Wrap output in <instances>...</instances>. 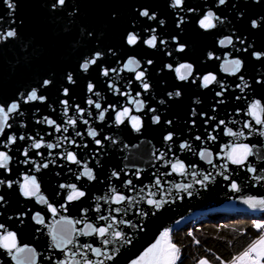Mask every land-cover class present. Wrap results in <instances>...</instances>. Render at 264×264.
Segmentation results:
<instances>
[{"label": "water", "instance_id": "obj_1", "mask_svg": "<svg viewBox=\"0 0 264 264\" xmlns=\"http://www.w3.org/2000/svg\"><path fill=\"white\" fill-rule=\"evenodd\" d=\"M12 2L14 11L0 0V106L7 111L18 103L19 109L9 113L11 127L0 132V152L11 157L7 169L0 168V180L5 181L0 184V235L15 233L17 247H0V264H133L166 229L173 233L208 214L264 213V207L244 202L264 199V124L249 115L259 102L256 113L264 120V0H226L223 5L219 0H184L177 7H172L174 0H66L62 6L57 0ZM144 10L156 19L142 16ZM209 11L219 20L205 30L199 21ZM13 29L17 35L7 37ZM129 34L137 35L136 45L127 43ZM153 35L155 48L145 43ZM228 38L232 44L222 46L220 41ZM181 45L184 51H179ZM96 53L100 59L85 72L82 64ZM129 59L141 66H129ZM237 59L242 66L232 74L229 61ZM182 64L193 68L184 81L175 71ZM105 69L108 76L103 75ZM145 69L148 91L135 79ZM69 73L74 83L68 82ZM209 74L216 81L205 88L202 80ZM33 89L45 97L43 102H25ZM89 99L101 108L89 105ZM130 101H143V107L137 110ZM125 108L141 119L139 132L127 117L123 124L116 123L117 113ZM101 112L103 121L98 118ZM46 118L55 123L48 124ZM90 129L98 133L95 139ZM229 129L237 135L229 136ZM168 134L171 141L165 139ZM37 142L39 149L33 147ZM236 145L253 150L243 165L228 159ZM201 152L211 155L201 157ZM68 153L80 163L68 160ZM177 162L185 165L184 175L172 171ZM37 164L48 167L36 171ZM85 164L94 180L81 175ZM25 176L36 178L55 214L37 197L22 195ZM204 176L210 180L198 183ZM233 182L239 191L231 188ZM61 185H76L85 195L69 201L72 189ZM187 185L191 187L182 190ZM116 195L126 199L117 204ZM149 199L167 203L157 210ZM37 214L43 223L37 222ZM109 224L105 237L88 227ZM116 231L130 243L115 238ZM109 255L113 259H107ZM166 255L162 246L157 256Z\"/></svg>", "mask_w": 264, "mask_h": 264}, {"label": "snow or ice", "instance_id": "obj_2", "mask_svg": "<svg viewBox=\"0 0 264 264\" xmlns=\"http://www.w3.org/2000/svg\"><path fill=\"white\" fill-rule=\"evenodd\" d=\"M66 2V0H57V3L59 5H64ZM184 0H174L172 7H177V6H182L183 5ZM5 3L7 4V7L9 9H12L13 11L15 10V4L12 2V0H5ZM226 3V0H219V4L223 5ZM142 16L144 17H148L151 20H155L156 16L155 15H150V13L147 10H144L140 13ZM214 20H219V17H216L215 14L211 11H209L207 13V15L201 19L199 21V26L202 29L205 30H209V29H213L216 27V23H214ZM161 24H163V21H160ZM181 23H183V20H181ZM253 27H257V24L255 21H253ZM7 37L9 38H13L17 35L16 31L10 30L7 32ZM127 43L129 45H136L138 43V37L135 34H129L127 37ZM149 47L151 48H155L157 46V37L155 35H153L150 39H148L145 42ZM161 43H166V41H161ZM220 44L223 46L225 44H232V40L231 38H228L227 40H221ZM184 47L181 45L179 47V51H184ZM211 55V54H210ZM257 58H260V54L256 53L255 54ZM101 57L100 53H96L95 57L92 59H89L87 61H85L82 64V69L86 72L89 70L90 65H95L97 63V60H99ZM152 61H148V64H151ZM127 64L129 66H135L136 68H139L140 65V61L136 60V59H129L127 61ZM229 66L231 68V72L232 74H235L237 72L240 71L241 66H242V62L240 60H231L229 61ZM169 67H171V65H169ZM130 70H134V69H130ZM225 70H228V67H226ZM113 72H115L116 70L113 69ZM147 69H145L144 71H139L136 73L135 79L136 80H140L142 81V87L144 89V91H148L149 89V84L146 81L145 78V73H146ZM176 73L178 74V78L181 81L187 80L193 72V68L192 65L190 64H182L180 65V67L175 69ZM103 75L104 76H108L109 75V71L107 69H105L103 71ZM68 82L69 83H74L75 81L73 80L72 75L69 73L67 76ZM241 79H243L241 77ZM216 81V77L214 75H207L203 77L202 80V86L207 88L210 84H212L213 82ZM195 82V81H193ZM50 83V81L46 80L44 81L45 85H48ZM94 86L90 83L88 85V90L89 92L93 91ZM64 95H68V89H64ZM96 95H99V93H96ZM139 95V93L137 94ZM169 95H172V93H170ZM181 95V93L179 91L175 92V96L179 97ZM217 95H222V93H217ZM23 98V96H22ZM36 100H40V101H44L45 97L42 96H38L37 90L33 89L30 94L27 96L25 102L27 103L28 101H36ZM62 103L65 105V112L67 113V107H68V101H62ZM130 103H136L138 105L137 110H140V108L143 107V101H130ZM88 104L89 105H93L95 106V108L100 109L101 105L99 103L94 102L92 99L88 100ZM260 108L259 102H256L255 104H253L251 106V109L249 111V115H252L257 124H264V120H262L256 113V110ZM19 109V104L18 103H12L10 105V107L7 109V111L5 110V108L3 106H0V117H2V122H0V132L3 131V128L5 126L7 127H11V125H9L7 123L8 121V116L9 113L14 112L16 110ZM81 114L83 112V110H80ZM130 109L125 108L123 111L118 112L115 120L117 124H123L124 123V118L127 117L130 119L131 121V125L133 127V129L136 132H139L141 130L142 127V121L139 117L137 116H131L130 115ZM151 111H155V109H152ZM99 120L103 121L104 120V113L101 112L99 115ZM153 121L155 123H160V117L159 116H154L153 117ZM46 122L50 125L54 124L55 122L52 120H48L46 118ZM69 123L75 124V120H70ZM84 123H88L87 120L84 121ZM168 123H171V121H168ZM223 123V122H221ZM245 127H250V125L246 124ZM57 131H60L59 126L56 127ZM65 131H67V129H65ZM89 136H91L93 139L96 138V136L98 135V133L94 130V129H90L88 132ZM227 134L229 136H236L237 133L233 132L231 129L228 130ZM79 135V133H78ZM239 135H243V132L239 133ZM262 135H264V133H262ZM21 140L24 139L23 136L20 137ZM107 139H111V137H108ZM166 140L171 141L173 139L172 134H168L165 137ZM197 139H200V137H197ZM212 139H215V137H212ZM10 141L12 143H15L16 141V137L12 136L10 137ZM97 145L101 144L100 140H96L95 141ZM41 143L37 142L33 145L34 148L39 149L41 147ZM49 148L54 147L53 145H48ZM182 147L187 148L188 145H182ZM253 154V150L251 147H249L248 145H236L235 147L232 148V154L229 155L228 159L231 161L232 164H237V165H243L248 156H251ZM25 156H27V151H25L24 153ZM201 157H205L206 155L210 156V153H205V152H201L200 153ZM68 160H70L72 163L75 164H79L80 161L77 160V157L74 153H68L67 157ZM11 157L4 152H0V168H4L7 169L8 167V163L10 161ZM161 159H163V155H161ZM209 163H211V160L208 161ZM47 168L48 164H43L42 166L37 164L36 165V171H39L40 168ZM172 171L173 172H178L181 175H184L187 171V169L185 168V165L181 162H177L172 164ZM225 170L227 169V165H224ZM250 171H255V169H249ZM221 175H223V173H220ZM83 176H86L89 180H94L95 179V175L93 173V171L91 169L88 168L87 164L84 165V171L82 172ZM113 175H116V173H113ZM79 178V176L77 177ZM225 179H229L228 176H224ZM210 177L209 176H204L203 181H198V183H203L204 181H209ZM5 181L0 180V184H4ZM129 184H131V181H128ZM156 184L159 185L160 181L159 179H157ZM8 187H12V183L8 182ZM62 188L64 187H69L72 189L71 193L68 195L67 199L69 201H72L74 199H79L81 197H83L85 195V193L83 191H78L76 188V185H61ZM191 185H187L184 189V191H187V188H190ZM231 188L234 191H239L240 188L239 186L233 182L231 184ZM114 191V190H113ZM21 192L22 195H24L26 198H31V197H37L38 202H42L45 204H48L47 199L40 194V186L36 180V178L34 176L29 177V176H25L24 177V183L21 184ZM188 195H191V193L189 192ZM126 198L122 195H116L115 196V202L117 204L122 203ZM4 200V198L2 196H0V203H2ZM246 204H249L251 207L255 208L257 206H262L264 207V199L261 200H254V199H247L244 201ZM147 203L149 205H152L155 209L160 210L163 206V204L167 203L166 200H153V199H149L147 201ZM49 209L55 214L56 213V209L52 207L51 204H48ZM99 210V209H97ZM117 212H119V209H116ZM143 215H147L146 213H144ZM153 215H155V212L153 213ZM100 219H106L105 217H100ZM37 222L38 223H43V218L39 217V214H37ZM88 227L91 229L92 232L97 233L100 237H105L106 235H108L109 233V229L112 228V224H109L107 227H100V228H94L92 225H88ZM255 227L257 229H262L264 228V224L262 223H257L255 225ZM0 228H3V225H0ZM90 234V233H87ZM115 238L117 239H123L125 240L126 243H130V239H126L124 237V235L120 232V231H116L114 233ZM53 239H56V236L53 235ZM67 242H71V240L69 239ZM105 244H108L109 241L108 240H104ZM196 243H199V241H196ZM162 246H166L167 248V255L163 258H160L157 256V253L159 252V250L162 248ZM0 247H4L5 249H8L9 251H11L12 249L17 247L16 244V235L13 232H7V234L5 235H0ZM24 249H20V251H23ZM93 251L97 254L100 255L101 254V250L100 249H93ZM252 253H256L257 258H252ZM245 258H247V264H261V261L264 260V234H262L260 236V238L255 241L247 251H245L241 257H237L236 261H244ZM107 259L111 260L113 259L112 256H107ZM180 259V249L177 247V245L175 243L172 242L171 239V230L170 229H166L160 236L159 240L156 241L155 244H153L149 249H147V251L144 252V254L139 258V260H136L133 262V264H177V262ZM236 261H233V264H236ZM101 264H103V261H101ZM200 264H208V262L206 260H201Z\"/></svg>", "mask_w": 264, "mask_h": 264}, {"label": "trees", "instance_id": "obj_3", "mask_svg": "<svg viewBox=\"0 0 264 264\" xmlns=\"http://www.w3.org/2000/svg\"><path fill=\"white\" fill-rule=\"evenodd\" d=\"M257 223L264 224V213L228 211L187 223L171 234L180 249L177 264H200L201 260L224 264L233 260L264 234V228L255 227Z\"/></svg>", "mask_w": 264, "mask_h": 264}, {"label": "built area", "instance_id": "obj_4", "mask_svg": "<svg viewBox=\"0 0 264 264\" xmlns=\"http://www.w3.org/2000/svg\"><path fill=\"white\" fill-rule=\"evenodd\" d=\"M171 234H172V233H171ZM196 244H198V243H196ZM248 249H249V248H248ZM248 249H247V250H248ZM247 250H245V251H247ZM245 251H244V252H245ZM244 252H243V253H244ZM243 253H241V254L238 255L237 257H241ZM237 257H235L233 260H231V261H229V262H226V263H224V264H233V261H236V258H237ZM252 258H257V256H256L255 254L252 253ZM236 264H244V262H243V261H236Z\"/></svg>", "mask_w": 264, "mask_h": 264}, {"label": "rangeland", "instance_id": "obj_5", "mask_svg": "<svg viewBox=\"0 0 264 264\" xmlns=\"http://www.w3.org/2000/svg\"><path fill=\"white\" fill-rule=\"evenodd\" d=\"M253 254H255L256 255V253H253ZM207 261V260H206ZM208 262V261H207ZM244 262V264H247V258H245V260L243 261ZM208 264H210L209 262H208ZM261 264H263V260L261 261Z\"/></svg>", "mask_w": 264, "mask_h": 264}]
</instances>
